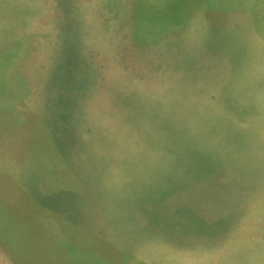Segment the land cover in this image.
Listing matches in <instances>:
<instances>
[{
    "label": "rangeland",
    "instance_id": "obj_1",
    "mask_svg": "<svg viewBox=\"0 0 264 264\" xmlns=\"http://www.w3.org/2000/svg\"><path fill=\"white\" fill-rule=\"evenodd\" d=\"M0 264H264V0H0Z\"/></svg>",
    "mask_w": 264,
    "mask_h": 264
}]
</instances>
